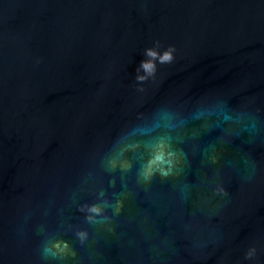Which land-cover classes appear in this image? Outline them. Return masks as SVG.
<instances>
[{"label": "water", "instance_id": "1", "mask_svg": "<svg viewBox=\"0 0 264 264\" xmlns=\"http://www.w3.org/2000/svg\"><path fill=\"white\" fill-rule=\"evenodd\" d=\"M0 264H264V0H0Z\"/></svg>", "mask_w": 264, "mask_h": 264}, {"label": "clouds", "instance_id": "2", "mask_svg": "<svg viewBox=\"0 0 264 264\" xmlns=\"http://www.w3.org/2000/svg\"><path fill=\"white\" fill-rule=\"evenodd\" d=\"M174 47H168L167 49L159 48V41H157L152 47L145 49V59L140 64V69L145 75H139L138 80L143 81L149 76L155 75L158 64L170 63L174 59ZM93 213H99L101 211L98 207H92L90 209Z\"/></svg>", "mask_w": 264, "mask_h": 264}]
</instances>
